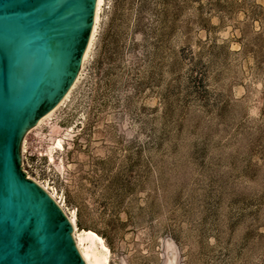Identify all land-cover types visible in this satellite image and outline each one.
Masks as SVG:
<instances>
[{
  "label": "rangeland",
  "instance_id": "374dc122",
  "mask_svg": "<svg viewBox=\"0 0 264 264\" xmlns=\"http://www.w3.org/2000/svg\"><path fill=\"white\" fill-rule=\"evenodd\" d=\"M41 125L22 167L109 264H264V0H103Z\"/></svg>",
  "mask_w": 264,
  "mask_h": 264
},
{
  "label": "water",
  "instance_id": "95a60500",
  "mask_svg": "<svg viewBox=\"0 0 264 264\" xmlns=\"http://www.w3.org/2000/svg\"><path fill=\"white\" fill-rule=\"evenodd\" d=\"M94 0H0V264H85L58 205L21 167L25 131L74 81Z\"/></svg>",
  "mask_w": 264,
  "mask_h": 264
},
{
  "label": "bare ground",
  "instance_id": "6f19581e",
  "mask_svg": "<svg viewBox=\"0 0 264 264\" xmlns=\"http://www.w3.org/2000/svg\"><path fill=\"white\" fill-rule=\"evenodd\" d=\"M103 0H94V12H93V18H92V24L91 29L89 33V37L86 43V46L83 50L81 60H80V68L79 71L70 85L69 89L65 92V94L62 96V98L56 103L55 106H53L51 109H49L46 113H44L33 126V129H38L42 125L46 123L51 115L54 113L56 109L60 105L63 104V102L68 98L71 89L74 87L76 81L78 80V77L80 75V72L82 70V67L84 65V62L91 50L94 36L96 33V28L98 24L99 19V10L102 5ZM25 144V139L23 138V141L20 142V147L23 150ZM62 148V142L61 139H54L53 145L50 146V151L48 153V159L49 161H53V154L51 153L55 149H61ZM22 165V163H21ZM26 176L30 179H32L35 183H37L48 195L49 197L58 205V207L61 209V211L64 213L68 221L70 222L72 226V237L74 240V244L77 248L78 253L80 254L81 258L83 259L85 264H109L108 258H109V248L105 244L103 237H101L99 234H97L95 231L91 229H78L76 226V216L74 212H67L64 208L63 203L61 200L57 198L55 193L49 189L44 183H41L37 179L31 177L27 172L25 173Z\"/></svg>",
  "mask_w": 264,
  "mask_h": 264
},
{
  "label": "built area",
  "instance_id": "2783aa9c",
  "mask_svg": "<svg viewBox=\"0 0 264 264\" xmlns=\"http://www.w3.org/2000/svg\"><path fill=\"white\" fill-rule=\"evenodd\" d=\"M21 167H22V165H21ZM22 170L26 173V170H25V168L24 167H22Z\"/></svg>",
  "mask_w": 264,
  "mask_h": 264
}]
</instances>
